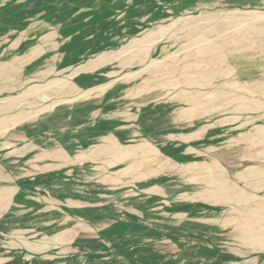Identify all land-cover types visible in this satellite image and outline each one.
Instances as JSON below:
<instances>
[{
  "label": "rangeland",
  "instance_id": "1",
  "mask_svg": "<svg viewBox=\"0 0 264 264\" xmlns=\"http://www.w3.org/2000/svg\"><path fill=\"white\" fill-rule=\"evenodd\" d=\"M32 23L35 37L61 34L72 65L119 51L118 82L104 95L117 107L127 103V52H143L129 71L135 84L160 88V104L136 106L138 126L144 136L157 128L175 166L156 180L161 194L148 180L40 177V189L19 197L33 210L0 219V264H264V0H0V34ZM86 103L83 119L68 109L44 131L72 139L85 121L91 143ZM224 189L246 202H227ZM20 225L35 231L19 235Z\"/></svg>",
  "mask_w": 264,
  "mask_h": 264
},
{
  "label": "crops",
  "instance_id": "2",
  "mask_svg": "<svg viewBox=\"0 0 264 264\" xmlns=\"http://www.w3.org/2000/svg\"><path fill=\"white\" fill-rule=\"evenodd\" d=\"M26 29L20 35L18 28L13 34H0V219L8 218V214L14 211L26 213L33 210L32 207L22 208L20 195L32 192H28V187L40 189V184L32 185L33 181L52 174L62 173L66 181L74 175L87 177L89 174L96 182L108 186L124 182L134 185L148 180V192L161 194L163 184H156V180L162 178L168 167L175 166V160L168 157L160 143L155 141L156 132H159L157 128H152V135L144 136L138 126L136 106L160 104L153 98L160 88L152 86L149 79L135 84L134 72L129 71L143 52H127L122 63L127 69V103L124 107H117L114 101L119 98L112 95L105 101L104 95L118 82L120 69L115 64L123 58L119 51L106 50L88 56L84 63L72 65V48L61 43L58 31L35 37L30 34L33 23ZM261 30L264 31V25ZM35 38L37 40H33ZM85 49L82 46V57L86 56ZM109 64L111 68L107 69ZM103 70L108 71L103 73ZM83 102L90 107L89 133L94 139L91 143L86 142L85 121L72 131V135H76L72 139L66 133L56 135V132L44 131V122L56 123V117H60L58 114H64L68 109H75L70 113L73 118L79 116V120L83 119ZM103 125L106 129H99ZM255 130L263 131V128L256 125ZM196 133H192V142L193 139L198 142ZM240 171L237 172L240 180L246 181L251 175L245 169ZM263 173L264 170L261 175ZM223 191V197L229 203L246 202L245 193L233 198L229 192L225 194V189ZM29 196L49 202L47 196L42 199ZM28 227L20 225L18 234L35 231ZM59 234L64 235L65 231Z\"/></svg>",
  "mask_w": 264,
  "mask_h": 264
}]
</instances>
